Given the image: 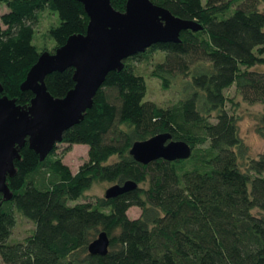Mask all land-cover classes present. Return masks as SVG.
Returning <instances> with one entry per match:
<instances>
[{"label":"trees","instance_id":"1","mask_svg":"<svg viewBox=\"0 0 264 264\" xmlns=\"http://www.w3.org/2000/svg\"><path fill=\"white\" fill-rule=\"evenodd\" d=\"M152 1L202 29L154 44L108 74L92 108L60 142L89 146L76 173L56 154L59 143L44 160L29 143L21 148L16 173L8 176L12 197L0 195L5 264H264V153L250 156L239 117L227 107L238 106L227 94L233 85L244 101L261 103L256 131L264 137V0ZM112 4L125 11L127 0ZM2 6L0 83L4 94L29 106L35 94L22 84L40 55L86 33L90 18L79 0H0ZM45 10L60 18L48 30L52 50L36 43ZM156 51L162 59L151 75L165 89L183 79V97L168 107L146 100L147 81L136 70V62ZM75 71L47 75L51 94L65 97L76 86ZM160 133L189 144L191 155L136 160L133 145ZM129 180L138 187L78 202L96 182ZM133 206L142 210L137 218L128 214ZM18 212L35 228L12 242ZM102 231L109 234V252L92 254L89 245Z\"/></svg>","mask_w":264,"mask_h":264},{"label":"water","instance_id":"2","mask_svg":"<svg viewBox=\"0 0 264 264\" xmlns=\"http://www.w3.org/2000/svg\"><path fill=\"white\" fill-rule=\"evenodd\" d=\"M79 1L90 18L87 31L72 35L55 52L40 55L22 84V89L35 94L31 104H18L15 98L3 93L0 83V195L7 199L12 197L8 176L16 173L15 161L21 158V148L29 143L44 160L63 140L65 131L84 118L108 74L121 69L125 59L154 44L178 42L184 30L202 29L196 21L182 19L152 0H127L125 11L116 9L112 0ZM69 67L76 69V86L65 97H55L45 79ZM191 153L189 144L172 140L168 133L137 141L131 149L135 159L144 164L161 158L183 159ZM137 187L132 180L116 183L108 188L106 198ZM110 244L109 234L102 231L89 250L95 255H106Z\"/></svg>","mask_w":264,"mask_h":264},{"label":"rangeland","instance_id":"3","mask_svg":"<svg viewBox=\"0 0 264 264\" xmlns=\"http://www.w3.org/2000/svg\"><path fill=\"white\" fill-rule=\"evenodd\" d=\"M264 10V4L261 5ZM6 6L0 8V13L6 12ZM60 22L58 14L45 10L41 13L40 21L36 30V43L41 50L53 49L55 40L48 36V30L51 26L57 25ZM162 59V53L155 52L151 56V60L145 58L144 61L136 62V70L143 74L146 78L148 89L146 100L156 102L157 104L168 107L178 102L183 97L182 92V78L172 85L171 88L165 89L161 81L151 75L152 65ZM236 85H233L227 90L229 100L231 98L238 102V106L234 107L231 102L228 104V109L235 112L239 117L240 133L247 145L250 147V156L258 158L261 153H264V137L256 131L257 118L263 109L261 103L249 104L243 100V97L237 93ZM69 148V149H68ZM89 146L87 144H75L69 146L66 143H59L56 154L63 157V161L67 164L74 173H76L80 166L89 158ZM115 158L112 159L114 161ZM264 176V173H263ZM110 182H96L93 187L82 196L78 202L95 201L98 198L106 197L108 188L113 186ZM75 203V202H73ZM141 208L133 206L129 209L128 214L131 218H137L141 215ZM17 224L13 229L11 236L12 242L24 241L30 236L35 228V224L20 212L17 214ZM0 264H5L0 256Z\"/></svg>","mask_w":264,"mask_h":264}]
</instances>
